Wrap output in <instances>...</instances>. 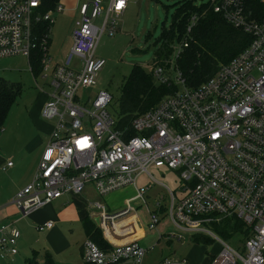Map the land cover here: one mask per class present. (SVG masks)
<instances>
[{"label":"built area","instance_id":"obj_1","mask_svg":"<svg viewBox=\"0 0 264 264\" xmlns=\"http://www.w3.org/2000/svg\"><path fill=\"white\" fill-rule=\"evenodd\" d=\"M128 1L118 6L121 0H84L77 8L67 56L53 61L50 27L62 5L57 2L45 10L43 0H0V58L23 55L38 60L35 82L45 78L50 89L44 92L48 99L41 115L52 121L37 168L12 203L25 216L64 194H80L87 185L99 196L132 185L136 194L117 212L91 202L111 247L101 248L87 238L82 258L92 264H142L146 250L138 240L111 242L133 231L137 210L131 202L146 204L151 184L139 188L137 177L145 173L157 182L149 168L166 167L178 174L183 191L176 196L165 185L170 195L166 216L178 230L167 238L181 240L189 234L217 240L222 247L207 264H264V0H211L214 12L249 35L248 44L207 80L189 87L176 65L187 42L179 43L174 67L183 89L129 124H120L110 110V93L100 90L84 98L79 89L95 85L105 64L95 55L97 43L102 35L115 33ZM196 20L195 15L190 18L187 33ZM164 64H171L170 56ZM150 72L159 83H170L160 63ZM11 164L7 161L6 166ZM156 207L148 209L149 230L160 221L163 209L159 202ZM231 217L246 231L241 250L213 230ZM52 225L48 220L36 229L43 232ZM19 237L12 223L0 221L1 254H16ZM160 264L190 263L185 257H164Z\"/></svg>","mask_w":264,"mask_h":264},{"label":"rangeland","instance_id":"obj_2","mask_svg":"<svg viewBox=\"0 0 264 264\" xmlns=\"http://www.w3.org/2000/svg\"><path fill=\"white\" fill-rule=\"evenodd\" d=\"M84 0H58L62 5V11L53 15L54 22L50 27V45L48 51L53 61H61L70 50L71 28L73 22L79 18L78 6ZM192 6L201 3H211V0H191ZM185 0H129L127 8L118 19V25L113 35H102L97 43L95 55L105 60L104 66L98 72L96 83L92 87L80 88V95L87 97L95 95L100 90L107 91L112 95L111 111L115 112L117 100L120 96V87L125 76L128 75L132 66L139 65L146 72L153 69L156 50L160 46V36L164 30L171 27L173 16L177 6ZM174 50L170 55L171 64L164 66L163 74L175 87V90H182L183 84L178 79L177 71L174 67L179 44L173 45ZM0 77L9 82L20 85L21 93L10 108L5 123L0 129V151L7 147L23 145L25 137L19 135L20 129L27 126L30 121L25 117L26 108L35 101L38 94L49 92V87L45 84L47 79L35 77L28 66V58L23 55H15L0 58ZM155 79V78H154ZM157 85L159 82L155 79ZM38 85H37V84ZM43 91H42V90ZM166 94L164 97L168 96ZM45 125H51L52 121L41 118ZM26 129V128H25ZM19 130V131H18ZM47 130H38L41 137ZM4 132V133H3ZM2 134V135H1ZM16 147V146H15ZM16 166V159H7ZM6 167V164H5ZM150 174L159 182L148 179L147 174L143 173L136 179V186L141 188L146 184H151L150 189L145 194L147 206L142 200L137 199L131 202L136 208L142 222L148 219L147 207L155 210L156 203L159 202L161 212L160 221L156 229L149 230L144 228L145 238L140 241L141 246L146 249L142 264H159L164 257L182 258L186 257L190 264H207L213 256H216L221 249V244L211 239L209 244L196 243L194 237L184 234V238L177 240L172 237L167 238L168 233H177L178 230L172 225L166 216L170 195L165 185L174 192L176 196L183 193L178 174L166 167L149 168ZM9 168H0V180H7ZM14 171L12 172V176ZM21 177H17L16 184ZM91 186V185H87ZM22 189V188H21ZM21 189L17 190V194ZM87 196L85 193L81 203H89L94 200L101 201L109 213H114L126 206V199L136 194V188L132 185L121 187L104 196H96L88 188ZM14 194V195H15ZM150 198L148 199V196ZM8 203V202H6ZM38 208L37 210L20 217L14 223L20 232L16 248L18 253L2 264H27L31 259L35 264H43L45 254L48 253L54 264H85L82 258L80 247L87 240L81 223L70 220L69 211L60 207L55 201ZM6 205V204H5ZM93 211H96V209ZM17 217H19L17 215ZM52 221L51 228L39 232L36 225L43 224L45 221ZM214 233L227 241L231 246L241 250L243 233L234 232L229 238H224L217 227L213 228Z\"/></svg>","mask_w":264,"mask_h":264},{"label":"trees","instance_id":"obj_3","mask_svg":"<svg viewBox=\"0 0 264 264\" xmlns=\"http://www.w3.org/2000/svg\"><path fill=\"white\" fill-rule=\"evenodd\" d=\"M57 2L58 0H43L44 9L52 8ZM193 15L197 20L191 31L187 33V26ZM249 40V35L214 12L211 3L192 6L191 0H185L177 6L171 27L164 30L160 36V46L156 50L154 64L157 62L164 65L165 60L172 53V46L175 43L187 42V46L176 58V65L185 84L189 87H196L237 55ZM28 66L33 74L39 71L37 59L28 60ZM154 81L151 72H146L139 65L132 66L122 81L117 108L114 112L120 124H129L134 116L155 106L166 94L175 91L171 83L157 85ZM20 93L19 84L0 77L1 130L10 108ZM81 223L87 238L93 240L101 248L111 247L88 217H84ZM215 227L224 238H229L234 232L246 233L243 223L233 217L223 218L220 223L215 224ZM194 242L209 244L211 239L195 237ZM27 264L35 263L28 259ZM43 264H54L48 253L45 254ZM85 264L92 263L85 262Z\"/></svg>","mask_w":264,"mask_h":264},{"label":"crops","instance_id":"obj_4","mask_svg":"<svg viewBox=\"0 0 264 264\" xmlns=\"http://www.w3.org/2000/svg\"><path fill=\"white\" fill-rule=\"evenodd\" d=\"M42 93L43 94L41 93L38 94L35 101L31 103L28 108H26L25 117H28L30 123L27 126H24L22 129H20V132L18 133L19 135H23V138L25 137L21 149L20 146H17V143H15L14 146L7 147V149L5 150L6 152H4V150L0 151V168L2 170H6V168H9L8 179L0 180V221L4 223H12L14 225V223L17 222L20 219V217H22L18 209L12 203V198L15 196L14 194L17 192V190L23 188L31 180L37 168L38 161L47 143L52 128V123L50 126L45 125V123H43L41 120V118H43L41 115V110L44 103L48 99V96L44 92ZM44 129L47 130L46 134L43 137H41L38 133V130H44ZM2 131L3 130H1V132ZM0 138H2V136H0ZM11 158L16 159V166L12 162L11 166L5 167V164L7 163V162L5 163V161ZM13 171L14 174L12 176ZM18 176L21 177L20 181L18 182L20 183V185L16 184V179ZM88 188H90L92 192L95 193L92 186H86V189L80 194H64L61 197L53 200L52 202L55 201L60 207H64V209L68 210L70 220L72 222L79 221L81 223V220L84 217H88L100 230L101 235L103 237L101 228L98 224L99 220H98L97 210L93 211V208L91 207V202L87 204L81 203V201H84V199L82 198L83 194L85 193V195L87 196L88 192L91 193V191ZM95 194L96 196H99L97 193ZM149 198L150 195L148 196V199ZM94 201H99V200L96 199ZM52 202H50V204L52 208H54ZM145 205L147 206V201ZM148 209L149 208L147 207V213H148ZM17 215L19 217H17ZM95 220H97V222ZM147 220L142 222L138 212H136V225L134 224L133 231L125 236H120V237L114 236L113 237L114 240L111 243L119 244L128 240H138L140 244V241L146 236L144 228L147 227ZM80 248L82 252V246ZM16 254L6 257L5 255L0 253V264H2L1 261H7L10 258L14 257ZM161 260L159 261V264Z\"/></svg>","mask_w":264,"mask_h":264},{"label":"snow or ice","instance_id":"obj_5","mask_svg":"<svg viewBox=\"0 0 264 264\" xmlns=\"http://www.w3.org/2000/svg\"><path fill=\"white\" fill-rule=\"evenodd\" d=\"M123 5V0H121V4L120 5H118V6H122Z\"/></svg>","mask_w":264,"mask_h":264},{"label":"water","instance_id":"obj_6","mask_svg":"<svg viewBox=\"0 0 264 264\" xmlns=\"http://www.w3.org/2000/svg\"><path fill=\"white\" fill-rule=\"evenodd\" d=\"M97 222V220H95Z\"/></svg>","mask_w":264,"mask_h":264}]
</instances>
